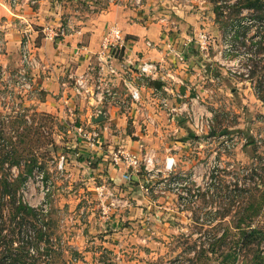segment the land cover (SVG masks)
<instances>
[{
  "label": "rangeland",
  "instance_id": "374dc122",
  "mask_svg": "<svg viewBox=\"0 0 264 264\" xmlns=\"http://www.w3.org/2000/svg\"><path fill=\"white\" fill-rule=\"evenodd\" d=\"M235 3L236 0L224 1L226 15L215 13L217 29L212 33L216 31L220 39V42L215 41L217 46L229 26L240 24L235 20L257 18L256 12L248 8L237 14ZM214 6L211 3L207 8L199 6L197 9L201 13L215 12ZM204 15L205 20L211 19L209 12ZM258 21L260 23L244 25L240 36L234 37L238 49L248 50L252 43L257 45L250 60L252 81L229 73L223 75L209 99L215 131L219 136L227 132L228 138L234 139V149L225 155L218 151L216 158L224 161V167L218 170L213 187L205 186L195 204L182 210L176 199L170 198L172 194L154 195V205L149 209L151 219L146 224L149 230L139 222L136 226L128 225L134 227L130 231L126 224L127 229L116 235L120 239L114 240L113 230L93 232L85 226L89 218L79 211L84 199L76 196L83 190L81 184L68 175L70 170L58 168L62 154L67 161L71 159L66 150L72 142L66 124L53 114L37 111L25 97L18 98L20 111L0 121V263H7L8 250L17 246L12 244L14 241L30 248V253L26 254L16 247V252L19 248L20 254L27 256H19L17 264L38 258L41 259L38 264H180L183 259L194 256L197 243L210 240L221 229H233L234 214L241 208L251 209L253 197H256L255 206L258 207L259 202L261 206L252 224L264 226V101L261 99L264 97V21ZM257 35L261 38L254 40ZM216 67L221 69L219 65ZM251 139L255 142L246 144ZM213 141L192 154V163L207 162L200 174L203 179L213 164L210 156L220 146L219 139ZM36 168L44 173L45 179L53 181L50 210L44 216L37 210L42 192L33 176ZM30 176L33 177L30 179ZM238 178L241 183L235 185ZM26 180L30 181L28 188L24 186ZM7 182L10 192H7ZM21 203L33 210L17 212ZM17 213L19 216L14 217ZM223 214L228 215L223 218ZM100 222L94 221V224ZM31 247L43 250L32 252Z\"/></svg>",
  "mask_w": 264,
  "mask_h": 264
},
{
  "label": "crops",
  "instance_id": "0c3cea01",
  "mask_svg": "<svg viewBox=\"0 0 264 264\" xmlns=\"http://www.w3.org/2000/svg\"><path fill=\"white\" fill-rule=\"evenodd\" d=\"M20 2L16 6H12L8 0L0 2V39L5 42L4 51L0 54V65L12 70L19 66L23 32L27 24L31 25L30 40L38 60V64L31 72L38 92L28 101L37 107V111L53 114L63 125L66 124L67 135L72 140L71 145L66 146L71 158L67 162V169L70 170L73 180L81 184L80 187L83 189L76 196L84 199L79 211L89 218V223L85 222V226L93 232L105 233L113 230L114 236L121 235L127 227L130 231L134 230L131 226H136L139 222L149 230L146 224L151 219L149 209L154 205V195L145 196L140 189L144 172L132 173L125 164H116L112 160V151L119 146L137 153L153 149L157 155L156 160L162 163L167 150L171 148L180 160L181 169L190 170L194 165L193 152L200 150L205 144L198 140L189 120L184 118L178 119L176 123H169L167 115L157 109L152 99L145 104L156 118V125H147L142 114L134 107L127 109L112 104L104 105V119L97 122L95 117L100 113L91 104L92 101L75 98L71 87L63 89L62 81L70 74H80L93 67L96 53L101 48L104 31L109 25L120 26L129 39V44L124 50V58H130L133 62L132 67L136 69L143 61H159L165 58L169 52V44L182 48L186 39L194 36L203 25L212 28L211 31L214 32V29H217L215 12L201 13L197 9L199 6L207 8L213 2L145 0L142 8L109 0H38L36 4L28 0ZM207 12L211 18L209 20H205L204 13ZM210 13L213 16H210ZM163 15L170 18V23L162 20ZM47 25L69 26V33L55 40L47 39L41 33L42 28ZM213 35L216 39L214 40L220 42L216 31ZM147 39L155 42L156 46H148ZM216 47L215 42L212 54ZM185 52L188 58L187 67L181 73H184L187 80L196 84L198 72H206L205 65L211 60L203 59L194 44L185 48ZM168 58L173 59L172 56ZM209 73L218 78V81L223 75H228L225 69L219 70L213 63ZM117 83L120 91L126 93L123 82L117 80ZM143 85L145 97L149 96L151 86L157 87L156 82ZM65 97H69L68 103ZM82 124L103 129L101 148L89 149L82 143L76 131ZM95 182L110 183L119 195L133 199V207L113 216L111 221L105 223L97 214L99 210L95 204ZM170 198L177 201L175 195H171ZM73 216L76 220V214ZM100 220L101 224H94V221ZM121 224L123 227H119ZM126 224L127 227H124ZM130 224L131 226H128ZM116 238L120 239L118 236L113 239Z\"/></svg>",
  "mask_w": 264,
  "mask_h": 264
},
{
  "label": "built area",
  "instance_id": "2783aa9c",
  "mask_svg": "<svg viewBox=\"0 0 264 264\" xmlns=\"http://www.w3.org/2000/svg\"><path fill=\"white\" fill-rule=\"evenodd\" d=\"M7 1V0H0ZM32 4H36L38 0H28ZM113 3L127 4L135 8H142L145 0H109ZM224 1L218 0V4L223 6ZM12 6L19 5L20 0H8ZM227 12V11H226ZM241 19V18H240ZM235 20L239 25L229 26L224 34L219 46L212 54L211 50L215 46L214 36L208 27L201 26L194 36L189 37L183 43L182 48L169 44L168 54L161 60H146L137 66L132 67L133 62L130 58H124V50L129 44V39L122 32V28L117 24L109 25L103 34L100 50L96 53V62L92 68L80 74H70L62 81L63 89L71 87L75 98L91 100L98 113L104 112L105 104L116 106H124L127 109L134 107L147 125H156V118L147 109L145 102L151 101L155 103L157 109L163 111L167 116L169 123H176L178 118L183 117L189 120L196 137L200 142H214L219 139L220 146L213 151L210 159L213 164L206 177L203 179L200 174L205 167L204 160L195 162L190 170H183L180 167V160L172 151L167 150V154L163 158L164 162L160 163L157 159L156 152L153 149H147L144 152L137 153L119 146L112 151V160L116 164L123 163L131 169L132 173L144 172L143 182L140 183V189L145 196L153 195H175L177 197L178 206L184 210L190 205L195 204L205 191V186L211 189L217 181L218 170L224 167V161L216 158L218 151L222 155L234 149V139L228 138L227 132L219 134L215 131L214 113L210 109L209 99L215 94L214 85L217 83L213 75L198 72V83L186 79L184 73L187 67V52L185 48L194 44L201 57L209 59L216 66L226 70L233 76H240L250 82L253 79V65L250 62L257 50V45L252 43L248 50L239 47L234 42V37H239L241 28L248 23H260L257 18L252 20ZM162 20L170 23V18L163 15ZM262 21V20H260ZM254 25V24H253ZM24 29V37L20 43L21 61L15 69H9L0 65V121L7 118L13 112L20 111L21 104L18 98L25 97L27 100L37 94L38 88L32 76V69L38 64V60L33 51L30 36L32 26L27 24ZM69 26L60 25L54 27L47 25L42 28L44 37L55 40L64 37L69 33ZM255 36L254 40L260 39ZM146 44L155 47L156 44L150 39L146 40ZM5 42L0 39V54L3 53ZM250 51V52H249ZM232 54H235L232 57ZM172 56L173 59H169ZM117 80H121L124 84L126 93H122L119 89ZM140 80V82H138ZM160 81L159 88L151 86L149 96L143 95V89L146 84ZM67 103L69 97H65ZM71 110V109H70ZM82 143L89 149H97L102 147L101 137L103 129L100 127L79 125L76 128ZM66 156L62 154L58 160V168L66 170ZM67 171V170H66ZM70 176V172L68 173ZM33 176L37 184L41 188L42 197L37 204V210L40 215L44 216L50 210L49 193L53 188V181L45 179L44 173L36 168ZM30 176L29 178L31 179ZM28 180L24 186L29 187ZM213 183V184H212ZM95 184L96 206L99 210L101 218L105 222L112 220L113 216L120 215L133 207V199L128 196L119 195L114 186L110 183ZM207 184V185H206ZM26 194V192L24 191ZM25 203V202H24ZM74 219L73 216L70 217ZM44 220V219H43ZM44 229L46 225L44 224ZM37 248L31 247V251L36 252Z\"/></svg>",
  "mask_w": 264,
  "mask_h": 264
},
{
  "label": "trees",
  "instance_id": "16d2710c",
  "mask_svg": "<svg viewBox=\"0 0 264 264\" xmlns=\"http://www.w3.org/2000/svg\"><path fill=\"white\" fill-rule=\"evenodd\" d=\"M215 6L214 10L217 16L226 15L225 6L218 4V0H211ZM237 9L235 12L239 14L242 9H252L256 12V16L259 20L264 21V0H236L234 4ZM231 17V14H228ZM227 17V16H226ZM264 101V97L261 98ZM254 139L249 140L246 144L254 143ZM238 178L235 185L240 184ZM10 183L7 182V192H10ZM250 203V208H241L234 214L233 229L225 228L216 232V234L208 241L202 240L197 243L194 248V256L185 258L180 264H264V226L253 225L252 220L260 213L261 203L259 206H255V199ZM33 210L30 207L19 204L16 208L17 212L23 210ZM228 214H223V218H226ZM19 216V213L14 217ZM12 241V244H16V247L22 249L26 254L30 253V248L27 245L23 246V243ZM16 247L9 249L10 253H7L5 257L6 264H17L18 257H26L20 254V250L16 252ZM43 248L37 247L38 253ZM42 255V254H41ZM14 258V260H9ZM41 261L40 258L35 261L25 262V264H38ZM20 262V261H19ZM186 262V263H185ZM3 264V263H0Z\"/></svg>",
  "mask_w": 264,
  "mask_h": 264
},
{
  "label": "water",
  "instance_id": "95a60500",
  "mask_svg": "<svg viewBox=\"0 0 264 264\" xmlns=\"http://www.w3.org/2000/svg\"><path fill=\"white\" fill-rule=\"evenodd\" d=\"M211 66H212V62H207L206 63V65H205V69H206V72L205 73H208V74H210L209 72H210V70H211ZM156 86H157V88H159L160 86H161V82L160 81H156ZM104 113H100V114H98V116L97 117H95V120L98 122V121H101V120H103L104 118ZM179 120H183L184 118L183 117H180V118H178Z\"/></svg>",
  "mask_w": 264,
  "mask_h": 264
}]
</instances>
